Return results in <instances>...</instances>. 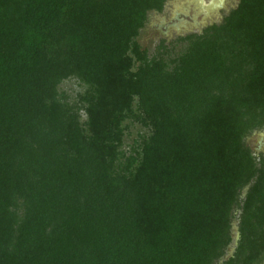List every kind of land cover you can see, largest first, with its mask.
<instances>
[{
    "label": "trees",
    "instance_id": "obj_1",
    "mask_svg": "<svg viewBox=\"0 0 264 264\" xmlns=\"http://www.w3.org/2000/svg\"><path fill=\"white\" fill-rule=\"evenodd\" d=\"M169 1L0 0V264L264 261V0L151 58Z\"/></svg>",
    "mask_w": 264,
    "mask_h": 264
},
{
    "label": "rangeland",
    "instance_id": "obj_2",
    "mask_svg": "<svg viewBox=\"0 0 264 264\" xmlns=\"http://www.w3.org/2000/svg\"><path fill=\"white\" fill-rule=\"evenodd\" d=\"M239 0H173L166 4L163 12H151L146 27L141 31L138 42L149 51L151 58L159 56V48L163 43L167 45L169 56L173 58L182 52L186 43H180L181 38L191 35H201L210 26L221 24L223 18L237 8ZM162 53V52H161ZM83 88L72 79L60 87L69 102L75 104ZM85 117L83 116V120ZM145 133L140 125H133L127 131L125 149L130 151L134 141ZM246 145L251 149L253 155L260 162L264 158V130L256 131L245 138ZM245 193L241 200L244 199ZM240 210L236 209L232 222L233 242L225 256L219 261L223 264L235 252L240 239L239 223ZM264 264V261L261 263Z\"/></svg>",
    "mask_w": 264,
    "mask_h": 264
},
{
    "label": "flooded vegetation",
    "instance_id": "obj_3",
    "mask_svg": "<svg viewBox=\"0 0 264 264\" xmlns=\"http://www.w3.org/2000/svg\"><path fill=\"white\" fill-rule=\"evenodd\" d=\"M171 1H173V0H171ZM171 1H169V2H171ZM169 2H167V3H169Z\"/></svg>",
    "mask_w": 264,
    "mask_h": 264
}]
</instances>
